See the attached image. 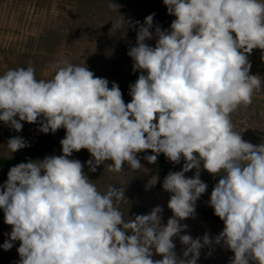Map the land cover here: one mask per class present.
<instances>
[{
	"label": "clouds",
	"instance_id": "clouds-1",
	"mask_svg": "<svg viewBox=\"0 0 264 264\" xmlns=\"http://www.w3.org/2000/svg\"><path fill=\"white\" fill-rule=\"evenodd\" d=\"M163 3L176 19L170 31L155 28V47L145 42L154 38L155 13L139 25L127 54L140 75L127 104L117 83L109 88L106 78L67 60L53 65L51 79H37L33 67L0 75V121L16 132L21 121L39 122L46 134L66 130L62 155L17 164L0 186V209L12 226L0 247L7 251L20 241L19 264H197L203 247L221 242L234 253L231 264H264V143L243 140L231 118L264 89L261 77L249 74L248 58L254 49L264 51V0ZM125 24L113 21L110 31ZM28 146L21 136L7 142L11 153ZM82 149L91 155L90 172L106 161L110 172H122L125 163L139 170L137 153L146 150L154 153L144 157L152 164L161 153L175 164L183 157L182 170L163 181L172 193L167 224L160 206L126 222L117 207L125 191L109 186L102 194L84 164L69 159ZM201 162L220 177L209 205L224 228L214 239L180 235L186 247L178 257L173 238L187 228L179 221L194 217L207 189Z\"/></svg>",
	"mask_w": 264,
	"mask_h": 264
},
{
	"label": "rangeland",
	"instance_id": "rangeland-1",
	"mask_svg": "<svg viewBox=\"0 0 264 264\" xmlns=\"http://www.w3.org/2000/svg\"><path fill=\"white\" fill-rule=\"evenodd\" d=\"M65 1L0 0L2 17L18 27L6 28V24H3L5 27H0V75L9 69L33 67L37 79H51L56 72L53 65L67 60L72 64L87 67L96 77L106 78L109 81V88L113 82L120 86L128 81L134 74V61L127 54L133 47L128 39L137 36V30L133 26L134 21L128 16H119L109 9L103 10L86 3L70 8L72 5L69 6ZM48 16L55 17L57 21L61 20L58 29L45 28L40 30L38 35L35 34L37 30L29 29L31 22ZM123 19L126 24L113 34L110 31L112 22ZM34 35L37 37L33 38ZM89 47L92 49L86 52ZM262 56L264 51L254 49L248 58L252 66L255 65L254 67L262 68L264 71ZM21 123L22 130L16 132L0 121V158L15 155L17 152L25 153L24 155L31 154L32 150H28V147L11 153L7 142L12 137L21 136L29 145V142L37 136L41 140L46 134L40 130L39 122L30 124L21 121ZM60 155L62 152L56 156ZM34 159L37 160L35 157ZM69 159H75L74 152ZM82 164L84 167L88 166L84 161ZM156 169L159 173V187L163 188V181L169 171L158 164ZM202 200L205 202L198 199L195 204L198 206H195V210L200 213H202L200 210L207 212L203 203H209L210 199ZM211 215L214 216V213ZM233 256L234 253L225 247L224 259H217L215 264H231Z\"/></svg>",
	"mask_w": 264,
	"mask_h": 264
},
{
	"label": "crops",
	"instance_id": "crops-1",
	"mask_svg": "<svg viewBox=\"0 0 264 264\" xmlns=\"http://www.w3.org/2000/svg\"><path fill=\"white\" fill-rule=\"evenodd\" d=\"M110 0H66L70 8L81 5L83 3L95 5L98 8L103 10L109 9L112 12H116L117 15H123L124 17L128 16L134 21V29L138 31L139 25L144 23L145 18L155 13L153 19V28L150 30L153 32V39L146 40L145 42L152 47H155L156 39H155V28L160 27L161 30H169L170 25L175 16L169 15L167 11V7L164 5L163 0H111L112 3L116 4V8L112 9L109 7ZM68 6V7H69ZM0 7V27H5L3 24H6V28H18L13 25V23H9L5 21L2 17L3 12ZM60 21H57L56 18L51 17H43L41 19H37L35 22H31V27L29 25V29L37 30L36 35L43 29H58ZM135 22H139L136 24ZM17 23V22H16ZM28 28V26H27ZM34 35L33 38L37 36ZM136 37H130L129 43L131 46H136ZM84 39V38H81ZM30 42V41H29ZM28 42V43H29ZM87 44L88 40H86ZM92 49L89 47L88 50ZM87 54V53H86ZM86 54H84L86 56ZM84 57V56H83ZM81 57V59L83 58ZM255 66V65H254ZM253 67V69L262 71V68ZM140 75V71L137 70L134 72L132 76H130L129 80L119 86L122 92V98L125 104L131 102L132 97L129 94L130 88L125 87L123 85L131 81L134 77L136 80ZM66 130L61 128L58 129L55 133H52L49 139V144L42 156L35 157L37 160H43L45 157L53 156L61 154L62 146L60 141L65 137ZM40 137L37 136L36 139L29 142L28 150H32L36 144L40 141ZM75 153V159L79 161L86 162L91 159L90 153L86 149H82L79 152ZM25 153L20 154L17 152L15 155L7 156L4 158H0L3 160H10L18 156H22ZM151 150H146L145 152L137 153V158L140 160V163L143 167L139 170H133L130 166L125 163L122 168L123 171L119 173L110 172L108 170V164L112 163V161H106L105 163L97 166V170L95 172H90L88 166L84 167L85 174L89 177L90 182L96 185L97 190L102 194L106 193L109 186L125 191V198L120 201L117 205L119 211L123 215V219L127 221H131L136 215L148 214L151 210L160 206L162 208V220L161 223L163 225L167 224L169 218L173 216V212L168 208V201L171 197V193L165 191L163 188L159 187V173L156 169V163H149L144 157L146 155H153ZM33 160H35L33 158ZM13 166H5L0 165V186H2L8 179V172L10 168ZM201 201H203L200 198ZM205 202V201H203ZM206 213H200L195 210L194 217H189L184 220H180L179 223L182 225H187V228L179 233L176 237L173 238V243L175 244L174 251L177 253L178 257H182L183 250L185 249V245L180 242V235H190L193 239L202 238L205 233H208L210 238L214 239L220 232H222L224 228V222L221 219H217L211 214L214 213V209L209 205V203H203ZM12 231V226L7 225L4 222V210L0 209V245H3L6 240L9 239L10 233ZM20 246V241H15L13 243V247L10 250L5 251L2 247H0V264H19L20 256L17 252L18 247ZM201 254L199 259L197 260V264H215L217 259H224L225 247L223 246V242L221 244L213 243L210 246H205L200 250ZM154 260L162 259L161 256L154 254L152 257ZM190 258V256H189Z\"/></svg>",
	"mask_w": 264,
	"mask_h": 264
},
{
	"label": "built area",
	"instance_id": "built-area-1",
	"mask_svg": "<svg viewBox=\"0 0 264 264\" xmlns=\"http://www.w3.org/2000/svg\"><path fill=\"white\" fill-rule=\"evenodd\" d=\"M250 75H259L262 83H264V71H258L250 69ZM232 122L234 124V130L241 133L242 139L252 143L253 145H260L264 143V89L256 92L253 97V102L247 108L241 107L236 112L232 113ZM197 155L198 154H194ZM185 161L183 157L179 164H175L169 161L163 153L157 157L156 164L163 167L169 172L181 171ZM196 169H192L185 173L187 178L194 177ZM200 179L207 184V189L204 194L201 195V199H210L211 192L214 186L219 182L220 177L214 176L203 169V162H201ZM199 198V199H200Z\"/></svg>",
	"mask_w": 264,
	"mask_h": 264
},
{
	"label": "trees",
	"instance_id": "trees-1",
	"mask_svg": "<svg viewBox=\"0 0 264 264\" xmlns=\"http://www.w3.org/2000/svg\"><path fill=\"white\" fill-rule=\"evenodd\" d=\"M136 81V78L134 77L131 81H129L128 83H126L125 85H123V88L130 86L131 84H134ZM52 132H49L47 134H45L43 136V138L36 144V146L32 149L31 154L29 155H22V156H18L15 157L13 159L10 160H3L0 159V165H5V166H15L19 163L22 162H28V160L34 158V157H38V156H42L44 154V152L46 151L48 144H49V139L51 136ZM196 207H198L197 205H195ZM202 213H206L207 212L205 210H200ZM215 217H217L216 215H214ZM219 218V217H217Z\"/></svg>",
	"mask_w": 264,
	"mask_h": 264
}]
</instances>
